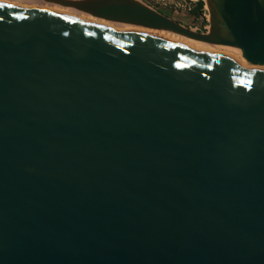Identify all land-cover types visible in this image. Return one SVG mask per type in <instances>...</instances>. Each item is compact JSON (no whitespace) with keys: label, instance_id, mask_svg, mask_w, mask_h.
<instances>
[{"label":"water","instance_id":"1","mask_svg":"<svg viewBox=\"0 0 264 264\" xmlns=\"http://www.w3.org/2000/svg\"><path fill=\"white\" fill-rule=\"evenodd\" d=\"M146 7L96 10L181 27ZM0 264H264V62L0 1Z\"/></svg>","mask_w":264,"mask_h":264},{"label":"bare ground","instance_id":"2","mask_svg":"<svg viewBox=\"0 0 264 264\" xmlns=\"http://www.w3.org/2000/svg\"><path fill=\"white\" fill-rule=\"evenodd\" d=\"M0 1H6L9 3H15L20 5H28V6L43 8L51 11L61 12L65 14L75 15L105 25H110L143 34H148L152 36H158L161 38L173 40L182 44L192 46L200 50L216 53L227 57H238V58L251 59V60L264 62V56H259V57L247 56L245 55L244 50L240 46L219 42L220 39L222 38L224 39L233 38L226 24V21L221 13L219 0H206L205 8L207 9V16L209 19V23L207 26L208 32L202 35L201 37L193 35L190 32L184 31L183 28L181 29L182 30L181 32L178 31L179 28L176 29L160 22L145 25L144 23L142 24L124 18L103 15L100 14L99 12L98 13L102 16H98V14L95 15V12H92V16H91V14H89L88 12L89 9L88 0H0ZM258 3L259 6H256V10H260L264 13V3L261 0H258ZM136 4L146 7L141 2ZM147 9L150 10V8Z\"/></svg>","mask_w":264,"mask_h":264},{"label":"built area","instance_id":"3","mask_svg":"<svg viewBox=\"0 0 264 264\" xmlns=\"http://www.w3.org/2000/svg\"><path fill=\"white\" fill-rule=\"evenodd\" d=\"M141 1L148 8L155 10L163 15L174 16H190L195 30L204 31L207 30L208 18L206 14L205 1L204 0H138ZM200 1H204V6L201 8L198 15H194L193 11L197 8ZM183 21V20H182Z\"/></svg>","mask_w":264,"mask_h":264},{"label":"rangeland","instance_id":"4","mask_svg":"<svg viewBox=\"0 0 264 264\" xmlns=\"http://www.w3.org/2000/svg\"><path fill=\"white\" fill-rule=\"evenodd\" d=\"M109 1H113V0H94V2H95V9L97 8V7H99L101 4H103V3H106V2H109ZM129 2H133V1H138V0H128ZM263 3H264V0H261ZM139 2H141V1H139ZM142 3V2H141ZM92 4H93V2H92ZM205 4H206V0H205ZM146 8H148V7H146ZM151 10V9H150ZM88 12H89V14H91V16H92V12H95V15H97L98 14V16H102V15H100L99 13H98V11L97 10H91V9H88ZM206 14H207V9H206ZM168 16V15H167ZM104 17V16H103ZM169 18H171L172 20H175L177 23H179L181 26H183L184 28H187V29H189V31H187V32H190V33H207V31L208 30H204L203 32L202 31H199V30H194V26H195V24L196 23H193L194 22V20H192L191 18H190V16H183V17H181V16H179V18H177L176 19V17H174V16H168ZM107 18V17H106ZM207 18H208V16H207ZM112 19V18H111ZM119 20V19H118ZM183 20V21H182ZM209 20V19H208ZM127 21V20H126ZM208 23H209V21H208ZM143 24V23H142ZM192 31V32H191Z\"/></svg>","mask_w":264,"mask_h":264},{"label":"crops","instance_id":"5","mask_svg":"<svg viewBox=\"0 0 264 264\" xmlns=\"http://www.w3.org/2000/svg\"><path fill=\"white\" fill-rule=\"evenodd\" d=\"M92 1H93V3H94V0H88V3H89V4H88V8L91 9V10H92V8H93V10H96V9L94 8L95 6H93L95 3L92 4ZM115 1H123V0H115ZM133 2H134V3H139V1H133ZM89 6H90V7H89ZM208 21H209V20H208ZM150 26H151V25H150ZM152 27H154V26H152ZM182 28H183V27L181 26V27L178 29V31H181V32H182V30H181ZM183 30H184V28H183ZM207 32H208V31H207ZM204 34H206V32H205V33H202L201 36L204 35Z\"/></svg>","mask_w":264,"mask_h":264},{"label":"trees","instance_id":"6","mask_svg":"<svg viewBox=\"0 0 264 264\" xmlns=\"http://www.w3.org/2000/svg\"><path fill=\"white\" fill-rule=\"evenodd\" d=\"M204 6V1H200L197 8L193 11L194 15H198L200 13L201 8Z\"/></svg>","mask_w":264,"mask_h":264},{"label":"flooded vegetation","instance_id":"7","mask_svg":"<svg viewBox=\"0 0 264 264\" xmlns=\"http://www.w3.org/2000/svg\"><path fill=\"white\" fill-rule=\"evenodd\" d=\"M146 25V24H145ZM149 26V25H148Z\"/></svg>","mask_w":264,"mask_h":264},{"label":"snow or ice","instance_id":"8","mask_svg":"<svg viewBox=\"0 0 264 264\" xmlns=\"http://www.w3.org/2000/svg\"><path fill=\"white\" fill-rule=\"evenodd\" d=\"M10 6V5H9Z\"/></svg>","mask_w":264,"mask_h":264}]
</instances>
